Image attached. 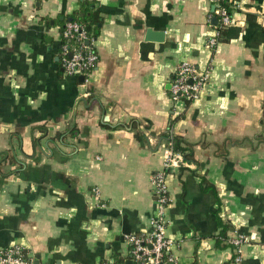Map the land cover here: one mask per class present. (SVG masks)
<instances>
[{
    "label": "crops",
    "instance_id": "obj_1",
    "mask_svg": "<svg viewBox=\"0 0 264 264\" xmlns=\"http://www.w3.org/2000/svg\"><path fill=\"white\" fill-rule=\"evenodd\" d=\"M81 1L0 0V249L136 264L125 236L152 228L165 171L169 264H264V0H230L214 48L213 0H88L102 21L84 80L60 61ZM183 61L210 80L177 103ZM164 133L194 144L195 162L166 169Z\"/></svg>",
    "mask_w": 264,
    "mask_h": 264
},
{
    "label": "built area",
    "instance_id": "obj_2",
    "mask_svg": "<svg viewBox=\"0 0 264 264\" xmlns=\"http://www.w3.org/2000/svg\"><path fill=\"white\" fill-rule=\"evenodd\" d=\"M218 24L208 44L214 48L221 37V29L232 23L230 0H213ZM225 4H224V3ZM227 3V4H226ZM60 61L66 75L87 76L97 66L99 55L96 50L95 37L89 34L84 25L69 21L62 29ZM210 80V71H199L192 64L183 61L177 67L171 83V97L174 102L191 101L198 98ZM166 169L179 168L186 165L184 156L175 152L171 146L163 149ZM153 193L159 205V216L152 221V228L142 233H129L125 241L130 247V255L136 264H169L174 261L171 254L174 240L167 235L169 219L167 209L171 198L166 184L165 171L156 172L152 176ZM243 237L233 241L239 245ZM0 264H33L24 247L12 245L0 249ZM103 264H114L107 260Z\"/></svg>",
    "mask_w": 264,
    "mask_h": 264
},
{
    "label": "trees",
    "instance_id": "obj_3",
    "mask_svg": "<svg viewBox=\"0 0 264 264\" xmlns=\"http://www.w3.org/2000/svg\"><path fill=\"white\" fill-rule=\"evenodd\" d=\"M92 5L93 4L88 0L81 1L80 7L77 10H75L72 15L65 17V19L63 21L64 25L69 21L78 22V23L84 25L87 32L96 38V36L99 32V29H100L99 24L102 21V18L99 14V11L95 7H93ZM228 5H229V3H228ZM228 27L229 26L221 29L222 40L228 39V37L225 36L227 31H228ZM69 132L73 133V130L58 132L55 137L59 138V139H64L65 136ZM162 139H164L167 143H169L168 146H171L175 152L182 153L184 156V160L187 163L195 162L194 144L185 141L183 139V137L180 135H173V134H169V133L162 134ZM180 168H185V167L181 166ZM221 227H222V231L219 235L218 240L222 239L224 241L228 237V235L226 233L228 226L221 223Z\"/></svg>",
    "mask_w": 264,
    "mask_h": 264
},
{
    "label": "water",
    "instance_id": "obj_4",
    "mask_svg": "<svg viewBox=\"0 0 264 264\" xmlns=\"http://www.w3.org/2000/svg\"><path fill=\"white\" fill-rule=\"evenodd\" d=\"M216 20V19H215ZM150 33V35H151V32H149ZM162 36V35H161ZM79 78L81 79V80H84L85 79V76L84 75H81V76H79ZM35 264H39V261H38V259L35 261Z\"/></svg>",
    "mask_w": 264,
    "mask_h": 264
}]
</instances>
